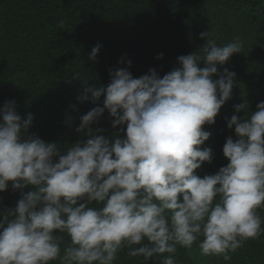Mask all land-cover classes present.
Returning a JSON list of instances; mask_svg holds the SVG:
<instances>
[{"label": "clouds", "instance_id": "obj_1", "mask_svg": "<svg viewBox=\"0 0 264 264\" xmlns=\"http://www.w3.org/2000/svg\"><path fill=\"white\" fill-rule=\"evenodd\" d=\"M100 47L92 48L90 60ZM242 49L239 37L224 45L207 39L198 51L177 57L162 78L155 69L138 78L127 67L110 71L106 87L84 88L82 100L96 104L103 97V107L80 117L76 132L87 139L67 147L26 136L32 115L22 119L15 102L6 101L0 107V192L10 182L20 198L0 210V264H115L124 249L141 264L158 256L161 264H176L177 248L194 243L201 255L227 260L229 252L259 239L264 101L255 112L246 101L234 106L245 115L225 118L237 137L223 145L227 164L212 175L195 174L213 159L210 148L200 147L211 135L203 126L215 123L234 86L235 73L218 72V66ZM105 110L112 128L120 126L111 139L91 127Z\"/></svg>", "mask_w": 264, "mask_h": 264}, {"label": "trees", "instance_id": "obj_2", "mask_svg": "<svg viewBox=\"0 0 264 264\" xmlns=\"http://www.w3.org/2000/svg\"><path fill=\"white\" fill-rule=\"evenodd\" d=\"M204 31L210 33L205 41ZM236 37L243 41L242 53L218 66V72L235 73L231 98L215 123L203 126L211 135L200 147L210 148L213 159L195 170L200 177L212 175L227 164L226 139H237L225 118L245 115L234 113L235 105L246 101L255 112L264 101V0H0V107L14 101L22 119L33 117L26 136L67 147L87 139L76 132L80 117L103 107V97L96 104L82 100L85 87H106L110 71L125 67L134 78L149 69L162 78L177 66V57L198 51L207 39L224 45ZM97 44L92 61L89 53ZM112 119L105 110L91 127L111 139L120 128H112ZM19 198L20 190L13 191L9 182L0 192V210ZM258 214L264 221V210ZM63 239L67 243L66 235ZM126 253L120 252L115 264H141V258ZM227 255V260L203 256L194 243L191 249L178 247L174 258L176 264H264V234ZM162 259L154 257L150 264Z\"/></svg>", "mask_w": 264, "mask_h": 264}]
</instances>
